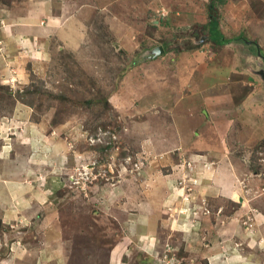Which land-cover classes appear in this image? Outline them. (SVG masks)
Instances as JSON below:
<instances>
[{
	"label": "rangeland",
	"instance_id": "rangeland-1",
	"mask_svg": "<svg viewBox=\"0 0 264 264\" xmlns=\"http://www.w3.org/2000/svg\"><path fill=\"white\" fill-rule=\"evenodd\" d=\"M257 51L264 0H0V264H264Z\"/></svg>",
	"mask_w": 264,
	"mask_h": 264
},
{
	"label": "crops",
	"instance_id": "crops-1",
	"mask_svg": "<svg viewBox=\"0 0 264 264\" xmlns=\"http://www.w3.org/2000/svg\"><path fill=\"white\" fill-rule=\"evenodd\" d=\"M59 14H61V16L58 15V16L52 17V20H53L52 23H56L55 24L57 26L56 29L68 32L66 36L69 37V38L70 37L74 38L75 35H76V37H77L76 39H78L79 35H82V27H81L82 26L81 25L82 24V20L78 19L77 17H74V16L66 18V17H64L65 16L64 14H62V13H59ZM21 16H22V14H20V17H19L21 19L20 23L24 24V25L27 24L28 18L27 17H25V18L23 17L24 19H22ZM10 21H11V19H7V18L4 19V22L7 23V24H9ZM63 25H66V26L69 25V30L63 28ZM41 29L45 30L46 27H42ZM70 29H72V30H70ZM75 44H76V42H75ZM9 156H10V154L6 150V140L0 138V176L2 178H4V176H5L4 173L5 172H3L4 169H1V167L2 166L6 167L7 161L10 160ZM2 181L4 182L5 179H2ZM3 187L5 188V185H3ZM0 190H1V188H0ZM0 197H1V195H0ZM254 216H256V218H258L257 214H254ZM259 245L260 244L258 243V247H260L261 250H264V249H262V247H264V244H262L261 246H259ZM121 249H122V247L119 244H116L115 246H113V248L109 249V252H108V255H107V264H125L124 261H123V254H122ZM145 253H147V252H145ZM239 255H234V257L236 259H238V257L247 258V263H249V264H261L260 261L262 259L259 258L258 256H255V257H252V258H248V256H246V255H243V256H241V255L239 256ZM146 257H151V256H146ZM17 258L12 257L11 259L8 260V262L10 264H27L26 262L20 261L19 258H22L21 256H17ZM214 261H215V258H212L211 263H214ZM237 261H240V259H238ZM152 263L153 262H146V261L144 262L143 261V262H140L138 264H152ZM239 263L240 262H236V264H239Z\"/></svg>",
	"mask_w": 264,
	"mask_h": 264
},
{
	"label": "water",
	"instance_id": "water-1",
	"mask_svg": "<svg viewBox=\"0 0 264 264\" xmlns=\"http://www.w3.org/2000/svg\"><path fill=\"white\" fill-rule=\"evenodd\" d=\"M257 54H258V56L261 57L262 60H263V70H262L260 73H261V74L263 75V77H264V56L261 55V54L259 53V51H257Z\"/></svg>",
	"mask_w": 264,
	"mask_h": 264
}]
</instances>
